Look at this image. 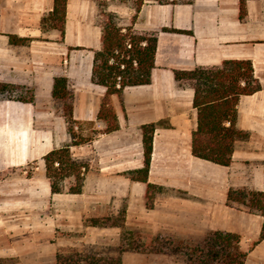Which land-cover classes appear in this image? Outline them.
<instances>
[{"label":"crops","instance_id":"crops-1","mask_svg":"<svg viewBox=\"0 0 264 264\" xmlns=\"http://www.w3.org/2000/svg\"><path fill=\"white\" fill-rule=\"evenodd\" d=\"M99 2L123 27L157 34L149 85L112 95L119 129L98 119L107 89L92 82L102 49ZM54 0H0V83L28 88L33 101H0V264H57L59 254L113 249L121 264H186L181 256L122 252L125 232L173 234L189 241L221 231L240 237L244 264H264V219L227 204L230 190L264 192V0H67L64 33L43 31ZM251 61L261 89L240 98L237 127L246 136L232 162L220 166L192 154L197 125L195 91L174 71ZM56 78L73 93L74 136L53 97ZM156 124L148 183L126 173L145 165L142 127ZM73 140L82 142L71 145ZM69 147L87 164L80 194H53L44 157ZM111 219L108 226L90 220Z\"/></svg>","mask_w":264,"mask_h":264},{"label":"trees","instance_id":"trees-1","mask_svg":"<svg viewBox=\"0 0 264 264\" xmlns=\"http://www.w3.org/2000/svg\"><path fill=\"white\" fill-rule=\"evenodd\" d=\"M127 3L129 0H118ZM138 12L144 0H132ZM160 4L170 0H152ZM249 0H240L241 16L246 13ZM100 20L103 26L102 49L95 52L92 82L107 89L98 113V119L106 122V133L119 129L111 96H122L127 87L149 85L155 67L157 34L140 33L130 27H123L119 15L107 10L108 3L99 2ZM67 0H54L52 12L42 21L43 31L59 30L64 33ZM180 85L191 86L194 91V107L197 109V125L193 131L192 154L194 157L220 165L232 162L235 143L246 134L237 127L239 100L253 95L261 89L254 76L251 61L227 60L219 66L198 67L189 71H174ZM53 97L61 103V113L68 122V131L74 136L73 93L68 89L65 78H56ZM33 101L30 89L0 83V101ZM156 124L142 127L145 165L126 175L133 181L147 184V198L162 191V188L148 183L149 167L153 152V134ZM82 142L73 140L71 145ZM46 175L53 194H80L84 186V172L87 164L75 159L69 147L48 153L44 157ZM227 204L258 213L264 219V192L230 190ZM111 219H93V226H108ZM260 240H264V222ZM240 237L236 234L213 231L189 241L178 240L173 234L159 232L154 236L125 232L119 253L140 252L181 256L186 264H244L247 253L240 250ZM57 264H121L119 257L103 258L81 254H59Z\"/></svg>","mask_w":264,"mask_h":264},{"label":"rangeland","instance_id":"rangeland-1","mask_svg":"<svg viewBox=\"0 0 264 264\" xmlns=\"http://www.w3.org/2000/svg\"><path fill=\"white\" fill-rule=\"evenodd\" d=\"M113 249H109V248H106V249H103L101 252H97V251H93L91 252L90 254H85V255H90V256H99V257H103V258H116L117 256L114 255ZM118 252V248L116 249Z\"/></svg>","mask_w":264,"mask_h":264}]
</instances>
